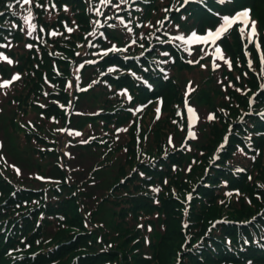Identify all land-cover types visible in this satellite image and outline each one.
Segmentation results:
<instances>
[{
    "label": "rangeland",
    "instance_id": "1",
    "mask_svg": "<svg viewBox=\"0 0 264 264\" xmlns=\"http://www.w3.org/2000/svg\"><path fill=\"white\" fill-rule=\"evenodd\" d=\"M51 17V16H50ZM53 17V16H52ZM248 19L244 18L239 24V29L242 31L244 38L250 40V31L247 28ZM256 25H258L256 23ZM260 27L264 28V25L260 23ZM19 36V35H18ZM16 37V41L18 40ZM23 38V37H22ZM213 41V40H212ZM22 41L19 43L21 44ZM18 47V46H16ZM55 49L60 50L61 46L59 42L53 45ZM19 49V48H14ZM48 49V48H47ZM41 60L44 55L49 60L52 66V59L57 54L56 51L48 49L41 50ZM65 53L70 51L65 47L63 52L58 53V58L62 57ZM60 60V59H59ZM61 61V60H60ZM60 64L64 67L63 73L67 72L66 61H61ZM61 73V74H63ZM206 73H204L205 75ZM64 78L53 79V88H55L60 94L57 98L64 100L67 92H64L65 86L63 85ZM49 88L50 85H48ZM209 90L206 86L203 87ZM6 95L0 96V105L3 104ZM213 98V97H212ZM87 100V101H86ZM83 99V102L87 105L90 103L88 99ZM215 101V100H213ZM48 100L45 101L47 103ZM189 119H193L192 116ZM81 122H85L84 118H80ZM44 131V132H43ZM44 136H49L45 130L40 131ZM75 139L77 136L72 134ZM38 142H40L38 140ZM110 142V147H111ZM117 142L113 143L115 147ZM25 148L23 157H20V153L16 152V145L14 138L9 134L7 129L2 128L0 130V150H5L8 153L10 163L13 165L14 176L19 178L18 182H26L28 179H32L33 183L40 181V176L35 174H27L26 176H20L18 171L26 172L25 165H34L32 160L33 151L32 145H27ZM91 152H84L83 160L88 162ZM111 157V162L115 167H121V163L124 161V155L122 152H117ZM116 158V159H115ZM20 163V164H19ZM135 164V163H134ZM134 164L128 167L130 171ZM37 165H40L37 164ZM16 166V167H15ZM204 166H198L191 163V181L194 182L202 175V168ZM113 171L111 169V175ZM129 173V172H128ZM161 173L167 174L166 170L160 172H154L152 175L158 177ZM181 177L184 173L181 172ZM123 175L114 173L115 182L110 192H103L100 195L94 193V190L99 187H87V193L95 195V200H91L93 203L88 212H85V217L90 219L87 224L83 222V209L78 212V206L81 202L76 196H69L62 206L57 205L47 207V210L38 222L37 219L32 218L30 227L34 229H25L21 231V237H25L26 240L21 242L14 240V245L11 247L9 255L15 259L18 264H261L258 262V257L253 251H243L239 244L235 245L233 253H228L227 244L235 243V236L227 234L230 242H225L223 238L224 234L229 232L226 227H205L209 224L205 222V213L210 208L218 210L217 218L226 215L232 217L231 209L227 211L226 208L220 207L219 199L224 197L225 192L232 193L233 184L232 177L228 175H220L216 177V181H210L217 187H222L220 181L224 180L227 183L226 188L218 189L217 193L211 190L200 194H206L207 199L210 200L212 206L207 208V205L201 203V205H194L195 199H201L195 197L196 189L199 187H191V206H184V213L186 214L187 221L183 222V210L180 207V200L184 201L180 193H176L175 200L176 208L171 214L170 206L171 201H174L169 195L165 198L160 196L161 192L156 193L151 187H135L134 185H127L125 182H121ZM22 177V179H20ZM112 177V176H111ZM15 179V178H14ZM15 179V180H16ZM22 180V181H21ZM1 182V181H0ZM37 187H46L44 183H37ZM244 191L243 199L249 198L251 201V208H259L256 201L252 196V189ZM79 188L76 191L79 193ZM257 189V188H255ZM258 190V189H257ZM107 194L108 199L105 200L104 210L97 213L96 216L90 218L89 211H94V203L98 201L103 195ZM181 198V199H179ZM263 199L264 196L261 195ZM264 203V201H262ZM234 202L227 203L226 207L232 208ZM246 205V202H244ZM29 203L22 201L20 209H25ZM110 211H113L114 218L110 216ZM9 212H14V209H10ZM189 214V216H188ZM188 216V217H187ZM45 230V227H47ZM3 231V230H2ZM28 232L38 233L37 236L30 238ZM203 233H208V237L203 243L196 249L192 250V245L197 241ZM19 235V234H18ZM227 239V238H226Z\"/></svg>",
    "mask_w": 264,
    "mask_h": 264
},
{
    "label": "trees",
    "instance_id": "2",
    "mask_svg": "<svg viewBox=\"0 0 264 264\" xmlns=\"http://www.w3.org/2000/svg\"><path fill=\"white\" fill-rule=\"evenodd\" d=\"M250 5L252 6V10L254 11L255 15L259 19L260 23L262 25H264V0H251L250 1ZM197 10H198V12L203 13L199 8H197ZM76 18L79 21H82L85 18L84 13L82 11L77 13L76 14ZM76 36H77L76 34L73 35V37H76ZM234 45L237 46V50L239 51V46L240 45L238 44L237 37H235V43L233 45H228L227 48L229 50H232ZM24 56H25V61L23 63H21L20 65H17V69L23 75V80L21 82V89L17 91V94L14 96V100L18 104V106H25L26 108H29V107L35 108V105H36L35 102L39 101V99H43L44 98L43 93L41 91L43 89V87H44V79L42 77L43 71L36 69V67L34 66L33 62L36 61L39 65L43 64L42 67L45 68L44 71L47 73V75H48V77L50 79H52V76H53V68L50 65L49 60L46 58L45 55H44V58H43L42 61H38L37 57L36 56H32L31 54L22 55L21 57L24 58ZM167 91L169 92V95L167 94ZM170 92H171V85L166 87L164 89V92L162 93L163 100H164V108L168 107L169 104H170V99H171V93ZM203 98H207V101H208L210 99L209 98V93H208V95L207 94L203 95V91H202L200 96H199V99L201 101H203ZM96 101L99 104L103 103V101H100L99 99H96ZM48 107H49V109H52L53 105H49ZM101 107H102V105H101ZM55 111H56V109H55ZM7 124L11 125V126H16L15 122L13 121V117L12 116L8 117L7 122H3L4 129H7ZM257 124L259 126H261L262 128H264V124H259V123H257ZM168 126H169V123L166 122V126L164 128L159 129L157 131V134L159 136H161L162 135L161 131L166 129V128H168ZM156 128H157V126L155 127V129ZM145 131H146V128H143L141 136L144 135ZM153 133H156V130H154L152 132V134ZM133 134H134V131L131 134L132 138H133ZM213 138H215V139H213ZM219 138H220V133H219L218 129L215 127V131L208 138V142H206V143L209 144L208 146L213 145L215 142L218 141ZM147 148L150 151H154L155 152V150L153 149L151 144H148ZM133 149H134V147L132 146V144L127 146L128 156H129V159H131L135 163H137L135 161L134 150ZM158 151H159V149H158ZM172 158H174V156H172ZM137 165H138V163H137ZM138 166H140V165H138ZM116 170H117V172L120 175H124L125 174V170H124L123 167L122 168L116 167ZM179 180H180L181 183L183 182L182 179H179ZM0 187H1V182H0ZM8 189H11V188L8 187ZM203 191H206V190L203 189ZM5 196H8V191L5 192ZM18 196H21V195L18 194ZM1 202H2V199H0V203ZM176 205L177 204L175 202H173V201H172V203H170V206L168 207L169 209H171V214L170 215L174 216V213H172V211H174V208H175ZM248 213H249V211H247L246 209L243 210V211H240V212H233V218L239 219V218H242L243 216L247 215ZM217 214H218V210L217 209L210 208L209 211L206 212L205 215H204L205 216L204 226L206 225V223H207L206 221L207 220L215 218L217 216ZM31 223L32 222L29 221L28 219H24L23 224H20V228L16 227V229H18L19 232H21V231L24 232V228L28 229V230L29 229H34L33 227H30ZM29 234H30V232H28V235ZM35 236H37V234L29 235L30 238H33ZM11 242H12V238H10V237L9 238H5L4 235L0 233V264H11L12 261L10 259H6L4 257L5 249L11 244ZM13 264H18V263L16 261Z\"/></svg>",
    "mask_w": 264,
    "mask_h": 264
},
{
    "label": "snow or ice",
    "instance_id": "3",
    "mask_svg": "<svg viewBox=\"0 0 264 264\" xmlns=\"http://www.w3.org/2000/svg\"><path fill=\"white\" fill-rule=\"evenodd\" d=\"M30 2H31V0H23V4H29ZM101 2L102 3L103 2H109L110 3L111 0H101ZM248 15H249L248 11L245 10V11L239 13L238 17L244 18V17H248ZM25 19L27 20L28 17H25ZM234 21H235V18L229 19L228 17H225V25H227V26H231L234 23ZM224 30H225L224 28H221V29L217 30L215 33L209 32L207 36H200V37H197L196 34L193 33V38L204 41V42H206L208 39L211 38L213 40V42H215V40L220 36L221 32H223ZM252 30L254 33L255 32V22H252ZM216 51L219 52L220 49L217 48ZM5 59H7V58H5ZM8 62L11 63L10 60ZM18 78H19L18 76H14L13 80L18 79ZM7 83L8 82H6V84ZM3 86H5V85H0V87H3ZM189 111H192V110L189 109ZM77 135H79V133H77Z\"/></svg>",
    "mask_w": 264,
    "mask_h": 264
}]
</instances>
